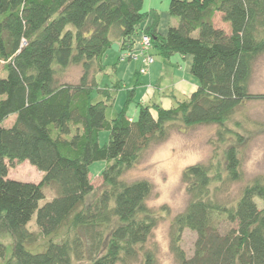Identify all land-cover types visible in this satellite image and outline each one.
<instances>
[{
  "label": "trees",
  "instance_id": "1",
  "mask_svg": "<svg viewBox=\"0 0 264 264\" xmlns=\"http://www.w3.org/2000/svg\"><path fill=\"white\" fill-rule=\"evenodd\" d=\"M144 2L0 0V234L12 238L9 246L0 243L1 264L132 261L158 218L147 205L152 183L128 181L125 172L173 127L214 124L223 138L232 131L226 122L242 105L264 101V92L250 90L255 63L264 54V0H170L177 23L165 35L157 30V10L151 11L153 24L142 27L150 14ZM144 34L151 37L148 53L153 48L164 58L192 56L198 88L169 108L139 103L135 118L129 115L135 90H128L122 108L107 119L112 96L99 87L97 75L115 43L123 51L119 62L142 58L138 73H148L153 63L140 72L146 53L141 40L132 50L135 35ZM70 64L81 67L77 82L59 77ZM116 85L121 88V81ZM96 90L105 99L93 102ZM104 130L109 141L101 145ZM224 154V176L212 174L209 163L183 171L189 201L170 227L179 264H264V175L247 183L237 199L224 200L221 184L241 178L236 145ZM100 160L106 161V187L89 202L90 165ZM25 161L43 172L40 182L9 177V168ZM50 185L56 193L40 205ZM34 215L38 232L28 226ZM185 229L196 233L191 256L181 246ZM144 254L143 264H155L152 252Z\"/></svg>",
  "mask_w": 264,
  "mask_h": 264
},
{
  "label": "rangeland",
  "instance_id": "2",
  "mask_svg": "<svg viewBox=\"0 0 264 264\" xmlns=\"http://www.w3.org/2000/svg\"><path fill=\"white\" fill-rule=\"evenodd\" d=\"M169 1L155 0V5L163 18L166 17L165 14L169 13ZM149 2L150 0L145 1V10H147ZM216 22L225 27V23L219 17L216 18ZM150 53L155 61L153 66H156L158 60L162 63L163 83L167 85L175 81L177 71L182 70L176 64L180 55L178 54L177 57L168 60L153 48L150 49ZM120 55L117 45H114L104 60V70L97 75L99 87L109 89L112 96L106 110V117L110 120L124 105L128 97V90L135 82L136 72L140 68L139 60L119 62ZM81 73L82 70L79 65L70 64L59 70V77L64 82H77ZM191 76L193 75L191 74ZM193 78L195 79L194 76ZM119 79H122L123 82L122 90L116 85ZM145 84L149 85V83ZM166 85L162 88H167ZM143 89H147V86ZM250 90L255 93L264 92V54L255 63ZM97 92L96 90L93 94V102L105 99L104 95L97 94ZM177 94L182 96L181 93ZM143 96L145 97V95ZM138 99L137 96L130 106V115L138 112L136 108ZM158 99L157 101L161 103V99ZM14 118L15 116H10L4 124L6 126L11 125ZM236 121L239 122V126L235 125ZM226 125L232 128V131L225 132L223 138H219L217 135L218 126L214 124L173 127L166 140L150 146L141 159L125 172L124 178L128 181L147 179L152 183L153 190L147 200V205L158 219L157 225L148 240L142 246H136L137 257L128 263L119 262L117 264H143L145 250L153 253L155 264H179L171 249L170 227L174 217L185 210L189 201L186 185L182 180L183 171L187 166L195 163H209L212 174L220 173L224 176L226 174L225 150L231 144H235L239 150L241 178L236 182L221 184L220 196L228 201L237 199L247 183L253 181L257 176L264 175V101H247L240 107L235 116L226 122ZM236 132L243 134V139H239ZM108 141L109 131L104 130L100 133L99 142L104 145ZM105 166L106 161L104 160L95 161L90 165L93 191L89 195V202L93 201L106 187L101 177ZM9 177L38 183L43 178V172L29 161H25L10 167ZM215 180L219 182L218 178ZM45 192L46 197L40 201V205L50 200L56 193L51 185L45 187ZM257 201L262 204L260 199ZM28 226L32 231H39L35 224V215ZM195 239L196 233L193 230H184L181 246L189 256L193 254ZM11 242L12 238L9 235L0 234V243L4 246H9ZM76 264H87V262L80 261Z\"/></svg>",
  "mask_w": 264,
  "mask_h": 264
},
{
  "label": "crops",
  "instance_id": "3",
  "mask_svg": "<svg viewBox=\"0 0 264 264\" xmlns=\"http://www.w3.org/2000/svg\"><path fill=\"white\" fill-rule=\"evenodd\" d=\"M146 1V0H145ZM144 6L146 7V4L144 2ZM147 10L150 12L148 18L146 21L142 24V27H148L153 24L155 17L153 12L154 10H157V7L155 5V0H150V2L147 5ZM145 9V8H144ZM160 13V12H159ZM166 17L163 18L160 14V20L158 24V32L165 35L167 33L168 27L171 24H176L177 19L172 17L170 13L165 14ZM140 40L141 37L139 35H135L134 37V45L132 46V50H138L140 47ZM118 47V52L122 53L120 49V45L118 43H115ZM156 50V49H155ZM109 53V52H108ZM176 55V56H175ZM180 55V58H178L176 64L179 65L177 67L181 68L182 70H178L176 73L175 81H172L170 84H165L163 83V77H162V70H161V65L162 63L158 60L156 62V66L151 65L148 73L146 74H139L138 71L136 72L135 76V82L133 85H131L130 89H134L135 93L133 95V98H137L138 96V101L136 102V108L138 110V104H150V103H158L162 105L165 108L171 107L176 99H183L193 93L197 88H198V82L196 78L194 79L193 76H191V65H192V56L190 55ZM108 56V54H107ZM106 56V57H107ZM178 54H174L172 57H177ZM105 57V59H106ZM171 58H165L168 60H171ZM164 58V57H163ZM180 59V60H179ZM140 61V66L142 65V58H139ZM155 62V61H154ZM119 64V63H118ZM193 75V74H192ZM122 82V79H119ZM145 83H149L145 84ZM167 86V88L162 86ZM123 86V84H122ZM147 86V89H143ZM149 87V88H148ZM150 89V90H149ZM122 90V87L120 88ZM177 93H181L182 96H179ZM145 95V97L143 96ZM158 98L161 99V103L158 102ZM133 104V103H132ZM131 104V105H132ZM130 105V106H131ZM130 109V107H129ZM130 111V110H129ZM137 113H134L133 115H130L131 118H135L137 116Z\"/></svg>",
  "mask_w": 264,
  "mask_h": 264
},
{
  "label": "built area",
  "instance_id": "4",
  "mask_svg": "<svg viewBox=\"0 0 264 264\" xmlns=\"http://www.w3.org/2000/svg\"><path fill=\"white\" fill-rule=\"evenodd\" d=\"M141 46H142V50L141 53L146 52L143 54L144 58H143V67L140 69V72L142 73H146L149 66L154 62V58L153 56L148 53V50L151 46V37L147 34H144L141 38ZM132 57L134 59H138L139 54L133 53Z\"/></svg>",
  "mask_w": 264,
  "mask_h": 264
}]
</instances>
